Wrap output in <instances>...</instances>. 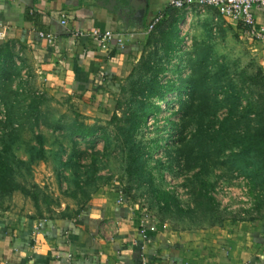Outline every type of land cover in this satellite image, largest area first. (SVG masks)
<instances>
[{
  "label": "trees",
  "instance_id": "1",
  "mask_svg": "<svg viewBox=\"0 0 264 264\" xmlns=\"http://www.w3.org/2000/svg\"><path fill=\"white\" fill-rule=\"evenodd\" d=\"M181 12L172 7L162 12L161 22L136 50L141 52V57L131 71L130 85L121 89L127 100L119 99L112 107L104 106L106 111H112L110 125L115 140L110 139L107 127L102 125L79 120L72 124L49 121V113L42 109L49 102L48 94L28 87L27 81L21 80L17 88L9 93L1 91L11 75L21 77L22 68L15 64L12 46L9 43L0 46V103L3 105L0 123L14 127L12 136L6 139L8 143L0 151V193L6 195L18 190L13 183L16 166L20 164L13 151L16 133L26 125L43 122L53 131L65 130L66 136L72 140L79 138L93 143L97 139L103 140L104 156L110 153L113 144L120 142L119 147L123 148L128 160L127 176L141 184L139 187L147 189L153 197L149 206L151 210H155L154 205H157L160 214L171 211L172 207L177 208L180 215L195 213L182 207L179 193L175 189L168 190L165 181L162 182L163 188L155 184L146 158L151 157L153 150L162 147L160 140L163 138L151 139L149 143L139 138L149 127L150 118L157 117L161 112L160 102L166 101L170 94L178 93L181 118L178 123H173L181 130L174 139L173 135L170 137L173 139L171 145L165 144L167 162L157 165L160 172L166 169L177 177H186L183 186L197 194L199 200L204 199L196 202L197 208L204 207L218 217L226 213L213 196L218 182L233 184L235 179L243 178L253 207L243 211L242 219H232L252 222L264 219V70L258 65L255 74L240 68L234 75L231 67L216 57L212 43L195 41L193 56L185 63L191 74L178 80L164 81L163 76L167 72L173 70L179 74L183 70L181 59L172 65L177 53L184 49L185 37L180 28L184 14ZM10 69L14 72L11 73ZM189 127L192 129L188 130ZM43 145L29 149L31 160L47 158ZM62 150L63 147L52 154L58 167H74L73 157L64 161ZM86 167L85 179H81L78 171L70 181L67 179L83 196L82 205L74 217L85 211L92 196L101 188L98 181L102 177L97 175L95 166L89 164ZM196 169L198 171L193 173ZM218 170L221 174L216 177ZM190 173H193L191 177L186 175ZM90 188L93 189L89 192ZM126 195L129 197L128 193ZM33 200L37 203L35 196ZM246 215L250 217L245 219ZM35 218L32 216V219Z\"/></svg>",
  "mask_w": 264,
  "mask_h": 264
},
{
  "label": "crops",
  "instance_id": "2",
  "mask_svg": "<svg viewBox=\"0 0 264 264\" xmlns=\"http://www.w3.org/2000/svg\"><path fill=\"white\" fill-rule=\"evenodd\" d=\"M170 1L127 4L134 12L144 10L147 31ZM105 4L108 0H0V44L21 52L41 91L55 98L73 95L77 106H110L98 101L106 93L102 86L131 73L148 34L140 28L132 33L136 25L129 18L124 25L113 21ZM208 13L220 16L214 9ZM255 16L264 26V10H255ZM94 28L115 32L122 45L117 38L103 45L91 36ZM40 33L52 35V43ZM247 42L264 70V45ZM73 217L41 222L32 214L0 212V264H264V219L174 228L145 218L121 193L106 188Z\"/></svg>",
  "mask_w": 264,
  "mask_h": 264
},
{
  "label": "rangeland",
  "instance_id": "3",
  "mask_svg": "<svg viewBox=\"0 0 264 264\" xmlns=\"http://www.w3.org/2000/svg\"><path fill=\"white\" fill-rule=\"evenodd\" d=\"M181 11L184 14V19L180 22L181 33L185 37L183 39L184 49L177 53V58L172 62V65L178 63L181 59L184 62H182L183 70L179 74L173 70L167 72L163 76L164 81L178 80L191 74V69L185 67V63L187 59L193 56L195 41L212 43L216 57L228 64L234 75L240 68L248 70L249 74L256 73L260 63L253 47H251L252 45L244 41L236 30H232L231 26L220 16L214 13L202 14L195 10L191 12ZM2 45L0 44V46ZM13 56L15 64L18 68H22L21 77L11 75L5 89H1V91L9 93L10 90L17 88L21 80H24L28 82V87L34 88L35 91L40 93H45L37 87L38 80L36 81L34 74H32L33 78L30 77L29 67L25 64L21 52L13 49ZM138 62L134 63L132 68H135ZM170 68L173 69L172 66ZM10 71L11 73L14 72L13 69H10ZM130 74L123 73L122 77L111 80L113 85L108 86L110 82L102 86L106 93L102 96L104 98L98 100L99 103L107 102L112 107V105H116L119 99L126 101L128 97L121 89L123 86L128 88V85H130L128 80ZM127 92L129 93V89ZM48 96L49 102L42 109L43 112L49 113L47 116L49 121L58 123L60 120L63 124H72L75 120H79L87 124L102 125L107 127L110 139L115 140V133L110 125L112 111H106L103 104L94 108L89 107L86 103L77 106L73 95L64 94L56 98L49 94ZM180 99L178 93H173L166 97V101L160 102L161 112L157 117L150 118L149 127L144 130L143 134H140L139 138H143L148 143L151 139L163 138V140H160L162 147L153 150L150 158L145 156L154 175L155 184L157 187L163 188L162 182L165 181L168 190L175 189L179 193L178 197L182 207L187 210H194L195 213L192 214L195 216L192 214L180 215L175 207H172L171 211L162 214L158 213L157 205H154L155 210H151L149 206L153 197L150 196L147 189L139 187L141 184L139 185L127 176L128 160L123 148L119 147L120 142L113 144V149L104 156L102 155L105 152L103 140L97 139L94 143L85 142L79 138L72 140L66 136L65 130L53 131L43 122L34 126L26 125L22 131L16 133L13 151L15 159L20 164L16 166L13 183L18 190L6 195L0 193V212L10 210L14 214H32L33 217H42L41 222H45L49 218H66L75 215L82 205L80 202L83 196L81 191L76 189L75 184L69 181L76 171L79 172L81 179H85L84 172L87 169L86 166L90 164L95 166L97 175L102 177V180L98 181L101 186L100 189L106 188L121 193L123 202H128V205L133 206V208L137 206L138 211L149 220L153 219L152 216H154L155 222L171 224L174 228H197L221 226L227 222H233V217L242 219L244 217L243 211L250 210L253 207V201L247 194V183L243 178L235 179L233 184H227L224 181L218 182L213 196L219 203L220 208L226 212L223 217H218L214 212L205 210L204 207L197 208L196 202L200 203L199 201L202 202L204 199L199 200L197 194L195 195L194 192L183 186L186 177H177L166 169H163L162 172L158 169L157 165L167 162L165 144L171 145L173 139L181 130L173 123H178L181 118V113H179ZM2 109L3 105L0 103V119H3ZM13 128L6 125V123H0V151L8 143L6 139L12 136ZM190 129L192 127L188 128V130ZM171 136L173 139L170 138ZM40 145H43L47 152V158L45 156V158L31 160L29 149L31 147L39 148ZM61 147L64 148L61 151L63 160L66 161L72 156L74 167H58L57 160L54 159L52 154L59 152ZM98 153L101 155L99 156ZM197 171L198 169L193 173ZM193 173L186 175L191 177ZM215 174L217 177L221 173L218 170ZM92 189L90 188L89 192ZM23 190L25 193H23ZM127 193L129 197L126 195ZM34 196L37 203L33 200ZM249 217L246 215L245 219Z\"/></svg>",
  "mask_w": 264,
  "mask_h": 264
},
{
  "label": "built area",
  "instance_id": "4",
  "mask_svg": "<svg viewBox=\"0 0 264 264\" xmlns=\"http://www.w3.org/2000/svg\"><path fill=\"white\" fill-rule=\"evenodd\" d=\"M169 7L189 12L195 10L202 14L206 13L209 9H214L229 23L236 25L245 40L250 43L258 42L264 45V26L257 23L255 16V10H264V0H171ZM162 19L163 13L161 12L149 24L147 34L152 32ZM62 24L65 25L66 21L63 20ZM90 34L103 45L110 42L113 38H117L115 32L99 28H94ZM39 36L41 39L52 43V35L40 33ZM0 39H3L1 34ZM117 41L122 45L120 39ZM38 226L39 228L42 227L43 223L39 222Z\"/></svg>",
  "mask_w": 264,
  "mask_h": 264
},
{
  "label": "water",
  "instance_id": "5",
  "mask_svg": "<svg viewBox=\"0 0 264 264\" xmlns=\"http://www.w3.org/2000/svg\"><path fill=\"white\" fill-rule=\"evenodd\" d=\"M127 1L128 0H108V4H105L104 6L108 11H110L111 16L113 15L114 18L113 21L119 22V24L122 23L123 21V25H124L125 20L129 18L133 23H135V25H137L139 24L140 21L139 19H137L138 16H135L134 14L137 15L138 13L130 9V7L127 4L128 3ZM141 12H144V10H142ZM118 19H121L120 20L121 22L117 21ZM140 29L143 33L145 32L147 33L146 28L144 26H140ZM137 31L139 30H137L136 28L131 30L132 33H136Z\"/></svg>",
  "mask_w": 264,
  "mask_h": 264
},
{
  "label": "flooded vegetation",
  "instance_id": "6",
  "mask_svg": "<svg viewBox=\"0 0 264 264\" xmlns=\"http://www.w3.org/2000/svg\"><path fill=\"white\" fill-rule=\"evenodd\" d=\"M141 11H142V10H140V11H136V12L138 13L137 15L134 14L135 16H138L137 19H139V21H140L139 24L136 25V29H137V28H140V26H143V22H142L143 19H142V18H143L144 12H141ZM122 15H123V14H122ZM121 17H122V16H121ZM141 23H142V24H141Z\"/></svg>",
  "mask_w": 264,
  "mask_h": 264
}]
</instances>
